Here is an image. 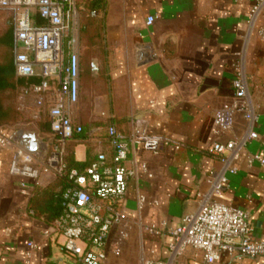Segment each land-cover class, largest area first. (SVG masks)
I'll use <instances>...</instances> for the list:
<instances>
[{
  "label": "crops",
  "instance_id": "obj_1",
  "mask_svg": "<svg viewBox=\"0 0 264 264\" xmlns=\"http://www.w3.org/2000/svg\"><path fill=\"white\" fill-rule=\"evenodd\" d=\"M252 5L236 0H109L104 42L100 57L95 58L99 75L88 88L81 51L79 101L69 108L80 111L71 110L72 118L86 132L68 143L75 162L86 168L100 153L112 156L106 140L110 125L126 134L139 128L182 146L179 150L166 146L158 155L131 147L126 164L137 170V176L130 180L120 207L130 221V237L115 255L116 229H112L105 264L146 260L204 264L202 254L192 249L172 255L171 232L185 215L198 210L197 195L209 191V172L222 168L207 149L245 132L242 114L232 117V130L216 134L214 124L215 114L233 100L232 82L239 69L258 117L259 139L241 152L237 173L227 176V187L217 199L247 210L254 239L264 241V167L258 163L249 167L246 160L249 154L264 157V43L257 35L261 19L254 26L248 23ZM0 14L1 37L12 27L10 16ZM149 17L155 19L151 26L146 25ZM140 48L148 53L142 62L137 57ZM21 113L29 121L7 128L34 132L41 145L53 142L47 115L43 122L33 123L34 109L28 107ZM14 152L13 147L0 148V264H24L30 242L37 246L32 264H80L64 252L63 239L52 228L63 209L58 199L59 177L52 172L36 180L12 176ZM142 163L148 165L152 178L142 173ZM140 196L149 202L142 210ZM152 227L156 232L147 230ZM215 264H264V259L225 253Z\"/></svg>",
  "mask_w": 264,
  "mask_h": 264
},
{
  "label": "built area",
  "instance_id": "obj_2",
  "mask_svg": "<svg viewBox=\"0 0 264 264\" xmlns=\"http://www.w3.org/2000/svg\"><path fill=\"white\" fill-rule=\"evenodd\" d=\"M236 1L253 3L248 23L254 26L261 19L257 35L264 43V0ZM0 12L10 16L15 75L26 81L20 88L19 109H34L33 123L41 122L42 115L46 114L53 137L49 145H41L39 141V148L30 152L21 145L28 131L0 127V148L15 149L10 174L36 180L42 173L52 172L64 178L63 209L52 223L53 231L63 239L64 252L80 264H105V248L112 229H116L115 255L122 252L130 237L131 224L120 207L130 180L137 176V170L126 164L131 147H140L147 153L158 155L166 146L179 150L182 145L172 138L149 135L139 128L126 134L110 125L106 130V140L113 151L112 156L109 158L100 153L83 171L68 169L64 160L67 143L84 129L74 122L69 109L79 101L81 81L80 23L75 0H0ZM154 21L149 17L146 25L151 26ZM232 88V102L215 114V133L234 129V114L243 115L247 123L245 132L225 143L214 142L207 149L222 168L209 172V191L197 195L198 210L185 215L171 232L173 241L169 250L172 255L180 256L192 249L202 254L204 264L219 262L225 253L264 259V241L254 239L249 212L217 199L227 187V176L237 173L241 152L249 143L259 139L255 131L258 117L240 69ZM246 160L249 167L254 163L264 167V157L259 154H249ZM141 171L152 178L146 163L141 164ZM148 204L146 197H139L140 210ZM152 204L158 205L157 202ZM162 225L166 226V223ZM147 230L156 232L155 227ZM36 248L33 242L28 244L24 264H32ZM142 264L155 263L146 260Z\"/></svg>",
  "mask_w": 264,
  "mask_h": 264
},
{
  "label": "trees",
  "instance_id": "obj_3",
  "mask_svg": "<svg viewBox=\"0 0 264 264\" xmlns=\"http://www.w3.org/2000/svg\"><path fill=\"white\" fill-rule=\"evenodd\" d=\"M100 1L101 0H92L87 4L88 10L101 6ZM83 30V32L81 31L82 35H80V45L83 41L84 47L87 46L86 49L89 52L90 46L94 44L96 45L97 42H100L103 34L99 30V25L97 24H93L92 29L89 31H85V29ZM12 41L13 32L11 30L7 31L0 37V127L14 126L21 121L22 117L21 110L18 108V97L20 88L26 83V81L18 79L15 75ZM94 58H96V56H93V59ZM83 69V75L85 76L86 73L88 77L92 78L91 66L85 72L84 60ZM85 135L86 132L83 129V132L80 135H76L72 140ZM68 143L64 158L68 169H78L83 171L85 168L75 162L74 151L68 147ZM59 180V185H62V190L58 193V199L63 206L61 194L65 188V179L59 178Z\"/></svg>",
  "mask_w": 264,
  "mask_h": 264
},
{
  "label": "rangeland",
  "instance_id": "obj_4",
  "mask_svg": "<svg viewBox=\"0 0 264 264\" xmlns=\"http://www.w3.org/2000/svg\"><path fill=\"white\" fill-rule=\"evenodd\" d=\"M92 0H75L76 6H77V10L79 13V23H80V31H79V36L82 35V32L84 31L83 29H85V31H89L92 29L93 24H97L99 25V30L103 33L104 30L106 29V25H107V17L109 14V0H101L102 1V5L95 7L91 10H88L87 4L90 3ZM92 16V17H91ZM3 16L0 14V19ZM93 18V19H92ZM7 26H9V24H7ZM82 31V32H81ZM104 42V37H102L100 42H97L96 45H91L89 52L86 49V47H84V43L82 41L81 43V51L83 53V60H84V64H85V72L86 70L89 69V67L91 66V76L92 78L88 77L85 73V80L87 81V85H89L88 88H90V84L91 82H93L92 80H94L93 75H92V62L93 60V56H97V58L100 57V48L103 45ZM18 108H19V101H18ZM74 113L77 112V109H71ZM82 112L86 111L87 113H92L94 111V109H82ZM80 112V111H78ZM42 120L41 122H43V119L45 118L46 114L42 115ZM21 121H25L28 122L29 121V117L26 114H22L21 117Z\"/></svg>",
  "mask_w": 264,
  "mask_h": 264
},
{
  "label": "water",
  "instance_id": "obj_5",
  "mask_svg": "<svg viewBox=\"0 0 264 264\" xmlns=\"http://www.w3.org/2000/svg\"><path fill=\"white\" fill-rule=\"evenodd\" d=\"M147 50L140 48L138 51V61L142 62L147 58ZM92 75L93 77H98L99 75V67L98 61L96 59L92 62ZM21 145L30 152H35L39 148V140L34 132H25L22 140Z\"/></svg>",
  "mask_w": 264,
  "mask_h": 264
}]
</instances>
